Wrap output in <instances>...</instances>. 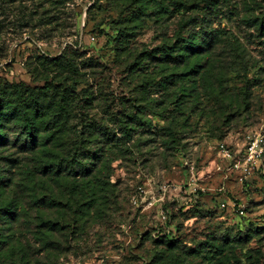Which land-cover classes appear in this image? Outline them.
Wrapping results in <instances>:
<instances>
[{
    "label": "rangeland",
    "instance_id": "rangeland-1",
    "mask_svg": "<svg viewBox=\"0 0 264 264\" xmlns=\"http://www.w3.org/2000/svg\"><path fill=\"white\" fill-rule=\"evenodd\" d=\"M140 1L133 6L118 0H14L6 15L0 2L1 82L35 85L28 68L37 56L75 52L78 63L99 65L95 73L83 72L87 85L102 87L112 101L110 111L123 110L127 104L119 101L130 98L135 85L115 59L117 22L140 16L144 24L133 42L138 50H152L172 37L181 13L197 21L187 33L198 32L201 20L214 33L204 46L209 60L204 76L214 88L205 80L198 102L187 105L184 115L177 107L148 115L158 129L166 123L184 127L180 144L165 151L153 142L130 160L114 162L115 192L106 216L82 236L72 232L65 244L69 251L58 259L34 264H208L207 259L264 264V183L245 192L219 169L225 162L218 149L224 143L236 153L247 131L264 124V0H183L192 7L186 11L173 0H165L166 8L159 0ZM24 17L27 23L19 28ZM224 98L233 105L224 109L231 120L218 131L213 112ZM239 205L244 214L237 212Z\"/></svg>",
    "mask_w": 264,
    "mask_h": 264
},
{
    "label": "trees",
    "instance_id": "trees-1",
    "mask_svg": "<svg viewBox=\"0 0 264 264\" xmlns=\"http://www.w3.org/2000/svg\"><path fill=\"white\" fill-rule=\"evenodd\" d=\"M12 1H0L4 15ZM172 2L185 11L192 8L183 0ZM159 5L166 8L165 0H159ZM177 18L178 30L152 50H138L133 43L144 24L140 16L116 23L115 59L135 82L129 91L132 98L119 102L131 105L130 110L124 105L122 111H110L112 101L102 87H89L83 72H94L99 65L78 63L75 52L37 56L28 68L35 85L0 81V264L58 259L69 251L65 244L71 242L72 232L82 236L110 210L114 162L130 160L135 151L153 142L165 151L180 144L179 130L184 127L166 123L158 129L148 115L166 113L170 107L184 115L187 105L198 102L205 80L214 88L204 76L209 66L204 46L214 33L202 25L203 20L198 22V32L187 33L188 25L197 21L186 19L185 13ZM26 23L24 17L17 26ZM152 89L159 93H151ZM221 91L218 95H223ZM232 106L224 98L213 112L218 131L231 120L224 109ZM257 182L263 184L264 176L246 185L245 192ZM207 261L226 264L225 259Z\"/></svg>",
    "mask_w": 264,
    "mask_h": 264
},
{
    "label": "built area",
    "instance_id": "built-area-1",
    "mask_svg": "<svg viewBox=\"0 0 264 264\" xmlns=\"http://www.w3.org/2000/svg\"><path fill=\"white\" fill-rule=\"evenodd\" d=\"M218 149L225 162L219 169L224 171L225 177H232L243 189L246 185L250 186L255 178L264 176V124L247 131L243 138V147L236 153L224 143H219ZM142 192H139V196ZM134 202H137V197ZM235 206L236 204H232L233 209ZM244 209L243 205H239L237 212L243 214ZM162 218L165 219L163 214Z\"/></svg>",
    "mask_w": 264,
    "mask_h": 264
}]
</instances>
